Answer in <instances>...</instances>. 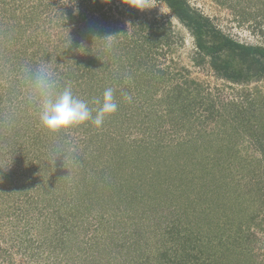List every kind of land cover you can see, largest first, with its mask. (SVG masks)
I'll use <instances>...</instances> for the list:
<instances>
[{
  "label": "rangeland",
  "instance_id": "rangeland-1",
  "mask_svg": "<svg viewBox=\"0 0 264 264\" xmlns=\"http://www.w3.org/2000/svg\"><path fill=\"white\" fill-rule=\"evenodd\" d=\"M187 1L234 41L264 46V5L259 8L244 3L241 9L238 0ZM96 2L92 9L80 0H0V211H7L9 221L17 223L11 228L14 234L8 244H0L5 252L11 244L15 250L0 257V264H89L96 258L102 264H152L148 260L157 259V255H152L153 245H160L156 233L164 231V226L170 227L171 211L181 214L189 201L191 211L208 212L212 198H216V205L221 199L234 201L236 208L245 209L248 216L240 223L242 237H223L227 249L219 248L222 252L214 256H200L223 261L224 256L232 255L229 259L234 260L233 264H264L263 138L258 137L256 142L247 128L234 131L223 126V119L231 123L234 116L221 107L222 101L236 102L241 109L260 97L264 102V79L231 85L218 79L207 61L195 65L190 32L163 3ZM109 36L113 37L110 41H101ZM43 61L53 62L61 78L71 82L74 95L94 110L99 105L93 101L102 98L105 89L112 88L117 111L106 117L101 127L88 122L56 134L46 131L26 106L19 77L22 65ZM157 71L165 74L162 87L158 85L161 79ZM141 79L147 83L146 88L145 83L140 84ZM150 79L159 86L158 90L152 82L148 83ZM184 81L190 90L198 88L202 104L198 98L193 101L189 92L183 94L190 99L187 98V105L192 106L189 112L152 103ZM150 90L153 93L148 96L152 100H143V94ZM124 93L131 96V102L125 101ZM247 94L245 101L241 96ZM10 113H14L11 126ZM68 144L77 149L80 164L75 171L65 167L63 156L54 161V149ZM157 144L168 148L154 152ZM175 147H189L194 152L193 167H188L190 159L187 166L180 167L184 170L178 176L171 175L172 181L164 183L163 179L166 186L155 183L159 204H153L152 209L156 215L143 212L141 216L147 220L133 224L134 221L125 220L113 222L112 210H104L95 195L102 193L107 199H115L121 194L133 206L137 203L136 209L126 215L141 213L149 203L146 200L152 197L140 192V183L144 177L152 183V168L156 166L162 177H168L161 165L183 163L181 158L170 155L176 151L170 148ZM115 149L121 152L120 156L128 155L141 164L135 167L121 162V170L115 166L119 161ZM149 151H153L152 156ZM209 167L213 168L210 174L206 173ZM141 173L143 177L138 175ZM98 188L102 189L99 193ZM54 189L56 195L61 193L58 196L63 202L53 196ZM165 191L176 201L180 197L177 204L171 198L168 199L172 205L168 204ZM52 214L57 217L56 222ZM100 217L109 219L103 223L120 241L116 246H110V241L105 246L101 235L97 236ZM159 217L165 222L156 219ZM233 224V228H239V224ZM152 232L154 238L146 244L145 237ZM18 238L30 242L31 248H20ZM97 241L105 249L99 246L91 252ZM55 248H64L71 259L81 257V262H67ZM83 248L82 254L75 252Z\"/></svg>",
  "mask_w": 264,
  "mask_h": 264
},
{
  "label": "trees",
  "instance_id": "trees-1",
  "mask_svg": "<svg viewBox=\"0 0 264 264\" xmlns=\"http://www.w3.org/2000/svg\"><path fill=\"white\" fill-rule=\"evenodd\" d=\"M81 3H87L88 6H92L91 8L94 9V5L97 6L96 0H80ZM157 2L163 3L171 12V14L182 24L184 28H186L193 40H194V45H195V58L194 62L195 65H201V64H206V61L208 62L209 69L216 75L218 79L224 80L226 83L231 84V85H241L245 83H250V82H257L260 80L264 79V46L261 45H246L239 43L237 41H234L232 38L229 36L225 35L220 31V29H217V27L212 23L211 19L204 16L202 13H200L198 10L192 8L187 0H155ZM247 4V6H253V4L261 7V5H264V0H238L237 1V6H241V4ZM100 9V8H99ZM242 9V6H241ZM263 10V9H259ZM155 33L157 34L156 36H160L159 30L156 29ZM159 76L158 78L161 79L160 83L158 84L160 87H162L165 84V74L164 72L157 71ZM144 80V79H143ZM142 79L140 80V84H144L145 80L143 81ZM151 80V79H150ZM152 82L153 87H158L157 90L159 89V86L156 85L154 80L148 81V83ZM144 85L142 87L146 88ZM156 85V86H155ZM190 85V84H189ZM184 86V87H183ZM191 87V86H189ZM187 85V81H184V84L182 86L180 85H174L171 87L170 92H166L167 95L163 99L153 101L152 103L154 104H162L165 106H168L170 110H178L176 108H179L178 111L182 112H189V108L192 107L191 104L187 105V98L183 97V94L185 92H189V95H191L193 101L194 100H199L201 102L200 98V92H198V88L192 89L189 88ZM142 88V89H144ZM154 90V88H153ZM157 92V91H156ZM193 92V93H192ZM153 91L150 90L149 92H145L143 94V100H152L148 95L152 94ZM176 94L175 96H172L171 94ZM198 94V95H197ZM248 94L241 96L243 100L248 99ZM149 97V98H148ZM260 99V100H259ZM258 99V101L251 103V101H248L247 107L245 109H241L240 104L234 103L232 101H224L221 102V107L223 111L231 112L233 117V120L231 123H228V121L223 119L222 124L223 126H228L232 130H237V129H242V128H247V131L251 133V135L255 138L254 140L258 142L259 138H263L264 142V102H262L261 97ZM188 100H190L188 98ZM193 103V102H192ZM154 104H152L154 106ZM150 106V105H149ZM176 107V108H175ZM228 109V110H227ZM114 114L108 116L110 118ZM245 115V116H244ZM222 119V117H220ZM237 128V129H236ZM256 128V130H254ZM242 132V131H241ZM112 142H115L113 139H111ZM116 145H119L116 143ZM168 147H163V145L157 144V146L154 147V152L161 150H165ZM172 150H176L175 152H171L170 155L174 157H179L183 160V163L181 164H175L172 166L170 164L169 166H160L164 168V175H167L168 177L161 176V173L158 172L157 166L155 169L152 168V174L153 178H151L152 183L149 181H146L145 177L143 181L140 183V189L143 193L144 196H149L152 197L151 200L148 198L146 201H148V205H146L142 209V212L139 214H132V215H126L129 212L134 211L135 205L137 203L131 204L128 203L125 198L122 197V195L119 194L117 197L107 199L106 196H103L102 193L95 195L94 198L97 199V202L101 204L104 210H112V220L113 222H118V221H134L132 222L139 223L146 221L147 219H144L141 214L143 212H147L148 214H152L153 216L156 215L154 213L152 206L153 204H159L156 201L155 195L154 194L157 191L158 186L155 185H165L164 183H167L169 181H172L174 178H172L171 175L178 176L179 172L181 170L183 171L184 169H181L180 167L184 168V166H187L188 160L192 158L194 155L193 151H190L191 149L189 147L182 148H170ZM263 153H264V146L262 147ZM168 151H165V156ZM116 158H118L119 161L115 163V166H119L121 169L122 163L128 162L131 165H140L141 161H137V159H130L128 155H121L120 156V151L117 149L114 150ZM203 152H201L202 154ZM149 156L153 155V151H149ZM147 154V155H148ZM198 154H200L198 152ZM197 154V155H198ZM164 156V157H165ZM184 157V159L182 158ZM160 158L161 155H160ZM122 162V163H121ZM193 160L189 161L188 167L192 168ZM145 167H148L145 165ZM117 172L119 171L118 168ZM122 170V169H121ZM206 170V169H205ZM213 168H208V171L206 173L210 174L212 172ZM192 170H189L188 172H191ZM169 173V174H168ZM144 174V173H143ZM142 176L141 174H138ZM170 175V176H169ZM139 177V176H138ZM143 177V176H142ZM163 179L166 180L163 183ZM162 180V181H161ZM57 181L55 180L54 183ZM145 182V183H144ZM58 185V184H57ZM54 187L50 185V188ZM153 187V190H152ZM96 188V187H95ZM145 188V189H144ZM148 188V189H146ZM144 189V190H143ZM44 190H48L46 187ZM99 190V191H98ZM97 192L99 193L102 189L98 188ZM156 190V191H155ZM96 192V190H94ZM56 189L53 190V196H55L57 199L59 198L60 200L63 199L62 197L58 196L55 194ZM157 193V192H156ZM165 196L166 199L171 198L172 201L177 202L179 201L180 197H177V201L175 200V196L173 197L172 194L166 195L165 191ZM168 196V197H167ZM212 196V195H210ZM174 199V200H173ZM188 199V198H187ZM219 200V199H218ZM95 201V200H94ZM92 201V203H94ZM188 201V200H187ZM210 205L208 209V212L206 210H196V211H191L190 206L191 203L185 202L184 208L181 212V214H174L173 210L171 211L170 215L171 217V225L170 227L164 226L165 230L162 231L161 233L157 232L156 234L159 235L160 237V245L157 246L156 243L153 245L154 249L152 251V255H157V259H150L148 262L152 261V264H233L232 262L234 260L229 259L231 258L232 255H227L224 256L223 261L215 260V259H207L203 258L202 256H214L217 253L220 254L222 251H220L219 248L227 249L225 245L223 246L222 242L224 238H240L242 237V227L240 224L242 221L245 220V218L248 216V214H245V209L243 208H236V202L233 201H227L223 202V200H219L217 205H216V198H212L209 200ZM40 202V200H39ZM61 202V201H60ZM96 202V201H95ZM169 205L171 204V201L168 199L167 200ZM91 203V204H92ZM226 203V204H222ZM131 204V205H130ZM167 204V205H168ZM220 204V206H219ZM190 205V206H189ZM222 205V207H221ZM227 205V206H226ZM226 206V207H225ZM124 208V209H122ZM189 208V209H188ZM136 209V207H135ZM195 210V209H194ZM106 211L103 212V214L106 213ZM102 214V215H103ZM160 215V214H159ZM169 215V216H170ZM127 216V218H125ZM161 216V215H160ZM9 218H11L8 214L7 211H0V244L7 243V240H11L13 237V229L11 230L12 227H15V224L13 221H9ZM18 221L20 220L19 218L15 217ZM52 218L55 219L57 217L53 216ZM163 218L166 219V216H163ZM7 219V220H6ZM111 219V218H110ZM160 222H165V220H162L160 217L156 218ZM109 220V219H108ZM105 218H98L97 221L99 222L100 225L96 228L97 236L101 235V238L103 240V244L107 246V241H110L111 243L110 246H116L120 241L116 240L114 234L111 233L110 228L105 225L103 222H109ZM57 220L55 219V222ZM239 224V228H233V223ZM159 224V223H158ZM162 224V223H161ZM38 225V223H37ZM39 228V227H38ZM140 228V227H138ZM138 228L136 230L138 231ZM48 231V229H46ZM133 234V233H131ZM137 234V233H136ZM142 236H145V234L142 232ZM21 236V233L18 234V237ZM96 236V237H97ZM156 237V235H155ZM23 238V237H22ZM56 239V237L54 236ZM53 238V239H54ZM154 238V233L152 232L151 235H148L145 237L146 244H150V240ZM19 239L20 248H24V250L28 251V249L31 248L30 245H32L30 242H26L27 240L24 239ZM100 241H97L93 244V248L91 247V252L94 250H97L99 246L103 247L101 244H99ZM27 243V244H26ZM25 244V246H24ZM128 244V243H125ZM22 245V246H21ZM15 245L11 244L8 248L6 249L7 251H12L13 249L15 250ZM223 246V247H222ZM140 248V245L137 246ZM40 249V248H39ZM64 248H60V250H57L55 248V251L58 253L62 254V257L69 262V260L74 261L75 263L81 262L78 256H73L72 259L70 256H68L65 251L63 250ZM79 249L75 250V252H79L82 254L84 251ZM88 249V247L86 248ZM105 248L103 247V250ZM5 249L0 248V257H4L6 252L4 251ZM87 252V251H86ZM71 253V251H70ZM108 254L104 253L103 255ZM102 255V253L100 254ZM102 255V256H103ZM202 255V256H200ZM58 257H54L53 260L56 261ZM203 258V260H202ZM154 260V261H153ZM202 260V261H201ZM236 260V259H235ZM62 261V260H61ZM155 262V263H154ZM56 263V262H54ZM12 264V261L9 263ZM58 264H63V263H58ZM66 264V263H64ZM74 264V263H71ZM88 264V262H87ZM89 264H102L101 259H93L92 262H89ZM149 264V263H146Z\"/></svg>",
  "mask_w": 264,
  "mask_h": 264
},
{
  "label": "clouds",
  "instance_id": "clouds-1",
  "mask_svg": "<svg viewBox=\"0 0 264 264\" xmlns=\"http://www.w3.org/2000/svg\"><path fill=\"white\" fill-rule=\"evenodd\" d=\"M112 38L109 36L101 41L107 42ZM107 49L111 50L110 44L107 45ZM19 77L24 89L26 106L36 115L40 126L52 134L88 122L101 127L106 117L114 114L118 109L112 88L105 89L102 98L93 101L94 104L99 105L98 108L95 110L90 108L86 101L74 95L71 82L61 78L53 62L43 61L35 65L26 63L21 66ZM123 97L125 101L131 102L132 98L127 93H124ZM13 121L14 113H10V126ZM76 153L77 149L71 144L57 147L53 151L54 161L58 156H63L64 165L68 170H78L80 162Z\"/></svg>",
  "mask_w": 264,
  "mask_h": 264
}]
</instances>
